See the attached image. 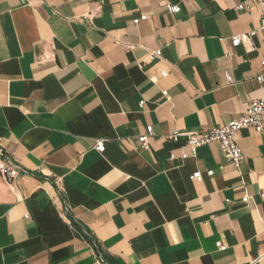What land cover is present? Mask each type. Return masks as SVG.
Segmentation results:
<instances>
[{"label":"crops","instance_id":"1","mask_svg":"<svg viewBox=\"0 0 264 264\" xmlns=\"http://www.w3.org/2000/svg\"><path fill=\"white\" fill-rule=\"evenodd\" d=\"M245 1L0 0V264H264V135L237 134L239 169L169 138L264 98V33L231 41L260 26Z\"/></svg>","mask_w":264,"mask_h":264},{"label":"built area","instance_id":"2","mask_svg":"<svg viewBox=\"0 0 264 264\" xmlns=\"http://www.w3.org/2000/svg\"><path fill=\"white\" fill-rule=\"evenodd\" d=\"M251 4H256L259 6L261 12V20L260 26L257 30H253L246 35L234 36L231 41L234 47H238L243 42L252 43V37L255 36L257 31H261L264 33V0H246L238 6L239 10H244L249 8ZM170 10L173 13H179L181 11V7L179 5H171ZM148 19L147 15H143L140 18L134 19L135 24H139L142 21H146ZM163 57L162 50H157L149 53V60L154 61L156 59H160ZM264 68V61L261 63ZM168 73L166 71H162V76L166 77ZM228 82H232L230 76H227ZM256 80L262 82L263 77L262 74L256 77ZM164 96L169 98L168 91H164ZM144 103H142L143 105ZM247 128H252L256 132L264 135V98L263 99H255L251 100L246 104L245 110L238 118L232 119L225 125L215 127L209 130H198V131H190L186 133H173L169 136V138L178 141L181 137L186 138V146L190 148V153L183 152L181 155L182 159H186L189 156H195L197 153V149L199 147L205 145H211L214 143H219L222 149V152L225 156V160L228 163L234 165L237 169L240 168L242 162L244 161L245 155L241 147L237 142V134ZM154 127L152 125L148 126L144 133L137 137V141L142 150H149L151 147L150 140L154 136ZM105 141L99 139L96 143V150L100 153L105 152ZM176 156L174 154L171 155V159H175ZM20 174V169L15 163L9 158L5 157V159L0 161V175L5 177L10 183L16 179ZM209 176L214 174V170L210 169L207 171ZM192 179L201 182L203 180V173L201 171H197L193 173ZM249 196H245L242 200L243 202H247L249 200ZM28 218V215H26ZM264 238V235H263ZM220 250L225 251L226 247L222 242L217 243Z\"/></svg>","mask_w":264,"mask_h":264}]
</instances>
